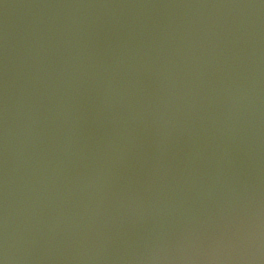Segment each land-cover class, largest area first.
<instances>
[{
	"label": "water",
	"instance_id": "obj_1",
	"mask_svg": "<svg viewBox=\"0 0 264 264\" xmlns=\"http://www.w3.org/2000/svg\"><path fill=\"white\" fill-rule=\"evenodd\" d=\"M0 264H264V0H0Z\"/></svg>",
	"mask_w": 264,
	"mask_h": 264
}]
</instances>
